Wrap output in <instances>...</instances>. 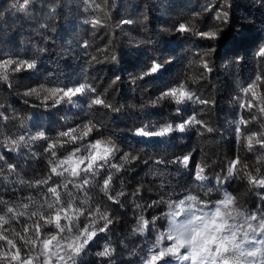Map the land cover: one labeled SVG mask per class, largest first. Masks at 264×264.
Instances as JSON below:
<instances>
[{
    "label": "trees",
    "instance_id": "trees-1",
    "mask_svg": "<svg viewBox=\"0 0 264 264\" xmlns=\"http://www.w3.org/2000/svg\"><path fill=\"white\" fill-rule=\"evenodd\" d=\"M22 2L0 0V55L36 60L35 69L16 73L8 81L0 82V111L6 116V119H0V156L4 157V165L0 167V215L9 219L3 226L4 234L16 242L17 248H22V256L37 255L39 245H28L12 233L30 228L34 220L39 222L31 213L47 212V203L54 200L46 192L48 185L35 186L36 181L50 175L47 144L59 132L89 119L100 126L102 134L113 136L122 150L139 153L140 159L114 176L112 194L121 190V185L125 192L119 203L107 200L98 191L96 181H102L100 176L93 179L91 187L85 186L87 191L77 189L73 183H68L67 188L59 187L62 204L68 200L66 193L75 198L77 206L87 197L89 203L83 206L86 213L88 209L100 207L113 221L110 230L98 233L95 242L77 257V264H109L110 261L138 264L157 233L150 225L144 235L132 236V225L140 212L149 220L166 213V204H153L161 197L175 201L192 193L208 201L207 208L210 209L213 207L211 202L227 191L237 197L245 213L264 212V188L250 185L243 173L220 184L216 182L217 176L226 175L228 162L237 155L248 165L243 171L255 175L259 167L260 174L264 175V165L256 162L259 151L247 150L235 134L233 123L241 116L250 118L255 114V110L248 113L240 108L235 100L240 88L264 70V64L256 56L258 48L264 45V0H229L225 22L214 19L215 11L203 12L197 28L216 30L215 39L175 31L179 22L202 12L207 0H107L106 4L104 0H96L110 17L97 27L85 23L96 15L90 7L92 0H31L23 11L20 10ZM213 5L219 9L222 0H213ZM100 16L103 19V12ZM126 20L132 23H122ZM201 53H208L204 58L212 69L203 76L204 70L193 63ZM152 60L170 63L158 75L135 79ZM192 75L200 79L196 84L188 80L190 88L210 103L204 106L189 102L180 115H197L213 131L196 127L165 137L136 135L135 130L144 125L159 128L165 123L179 122L177 106L173 102L163 101L152 106L149 100ZM114 80L116 83L113 84ZM84 82L94 85L113 107L93 106L90 109L84 99L78 104L62 103L55 107L49 100L45 106L42 104L44 94L40 99L24 94L31 88L73 86ZM246 127L256 131L260 119ZM40 130L49 137L47 142L36 141L16 151L2 143L6 137ZM97 137L94 132L87 141ZM74 148L75 145L66 146L67 150ZM57 151L63 159L66 150ZM122 153L117 154L114 162H119ZM187 154H190L187 168L174 162ZM202 162L209 165L205 172L209 179L205 182L195 177L196 165ZM7 165H12L15 170L9 172ZM104 171L101 169L102 173ZM73 179L69 178L70 181ZM56 181L63 182V177H54L51 186H58ZM207 186L216 191L205 197ZM137 188L139 193L133 195ZM137 203L142 206L139 210L135 208ZM25 204L29 207L24 208ZM8 207L14 208L15 212L7 213ZM90 218V214L81 216L79 223L85 225ZM156 224L162 232L168 221L157 219ZM55 231L49 225L42 229L37 239ZM23 235L33 234L23 232ZM61 235L67 237L74 232ZM105 243H110L115 251L111 257H96L94 253L102 250ZM132 250L135 255L130 256ZM15 251L5 241H0V252L9 254L7 259L0 260V264H17L11 260Z\"/></svg>",
    "mask_w": 264,
    "mask_h": 264
},
{
    "label": "snow or ice",
    "instance_id": "snow-or-ice-1",
    "mask_svg": "<svg viewBox=\"0 0 264 264\" xmlns=\"http://www.w3.org/2000/svg\"><path fill=\"white\" fill-rule=\"evenodd\" d=\"M106 2L107 0H104L105 4ZM30 3L31 0H23L20 5V10H25ZM228 6L229 0H222V6L216 9L213 5V0H207V4L202 9V12L196 13L191 19L185 22H179L175 27V31L181 34L190 33L202 38L215 39L217 36L216 30L210 29L208 31H202L197 28V23L203 12L212 11H215V20L220 22L227 21ZM90 7L94 9L96 15L90 20H85V23H91L94 27H97L104 22V19L110 18L104 6L101 3H96V0H92ZM100 12H103V19L100 16ZM122 23L130 24L132 21L126 20ZM207 55L208 53L197 54L196 59L193 61L194 64L204 70L201 72V76L205 72L212 71L209 63L204 58ZM256 56L260 59L261 64H264V45L258 48ZM167 63H170V61L159 62L152 60L135 79H144L158 75ZM35 68L36 60L34 58L20 59L0 55V82L8 81L16 73L33 70ZM188 80L189 78L182 83L163 90L155 99L149 100L152 106H158L163 101L173 102L177 106L175 110L178 114L179 122L165 123L159 128L144 125L135 130L136 135L150 138L165 137L174 132L184 133L196 127L208 132L213 131V128L209 127L203 119H199L197 115L187 117L180 115L185 110L184 106L189 104V102L204 106L210 103L209 100L199 97L194 93L189 86ZM112 83L114 84L116 81L114 80ZM41 92L45 93L42 98V104L45 106H47L49 100L52 101L51 106L55 107L62 103L78 104L80 99H84L90 109L93 106H102L109 109L113 107L102 92L98 91L94 85L86 82L63 87L45 88L41 86L40 88H31L24 94L26 96L39 95ZM235 103L240 108L246 109L248 113H253V110H255V114L250 118L241 116L239 119L233 121V123L235 124V134L240 138V142L247 147L249 152L259 151L260 154L257 156L256 161L257 165H264V70L257 74L247 86L240 88ZM116 110L119 111V109ZM258 118L260 119L259 129L252 131L246 127ZM0 119H6L3 111H0ZM93 124L94 122L84 124V130L79 136L75 134L74 127H70L68 130L62 131L59 137V145L54 140L47 144L46 150L50 154V175L36 181L35 186L48 185L46 192L54 200L47 203V212L37 211L31 213L32 216L38 217L39 222L34 220L30 228L23 229L21 233H12L19 239L26 241L28 245L34 246L38 244L37 255L32 256L28 254L22 256V248H17L16 242L4 234L3 226L9 223V219L4 215H0V241H5L11 248L16 249L11 254L12 261H16L18 264H37L38 261L39 264H54L53 258H55L57 262L69 264V262L74 261L85 252L91 243L95 242L98 233L110 230L109 226L113 221L106 210L100 207H94L88 209L86 213L83 210V206L88 205V199L83 200L77 206V202L71 200L70 193H66L68 200L62 204L63 197L59 191L60 186L67 188L68 183H73L79 190L87 191L88 189L85 186L91 187L93 179L96 176H100L103 181L104 196L109 201L119 203V200L115 199L116 194H112L113 189L111 186L114 176L121 169H124L126 165H131L139 158L127 154L129 155V159L124 161L122 166L119 162L126 154H120L118 157L119 162H114L117 160V155H112L115 151L114 147L109 146V144L98 138L92 140L94 143L89 144V147L94 149V151L90 152L86 158L78 157L74 150L66 149V146L69 145L66 143L69 137H71V145H75L74 149H76L80 146V143L84 142L85 137H90L94 132L97 133L98 137L101 136L102 133L99 127H93ZM8 139L11 145L10 149H14L16 147L15 138L9 137ZM31 139L47 142L49 137L45 132H38ZM256 146H259V148ZM58 149L66 150L63 159L59 157ZM189 161L190 154H187L178 157L174 162L188 167ZM109 163L113 165L111 174L108 171ZM97 164H100L101 169L105 170L103 173L101 171H95ZM3 165L4 157L0 156V167H3ZM65 166L67 167L65 168ZM208 167V164L203 162L196 165L195 177L197 180H204ZM247 167L248 165L242 163L240 157L237 155L228 162L226 175L217 176L216 182L220 184L226 179L243 173L250 185L264 188V175L260 174L259 167L256 168L255 175L252 172L243 171ZM7 168L9 172L15 170L12 165H7ZM61 169H64V171L70 170L71 177L74 179L67 184L56 181L58 186H51L50 181L54 177L63 176ZM99 183L100 181H96V184ZM138 193L139 189H137L136 194ZM186 201L192 202L190 211L193 214L192 218L187 220L183 215L187 210ZM233 205V197L227 194L220 202V206L216 207L215 212L212 213L206 212L207 205L200 204L193 196H187L184 200H180L178 204L170 202L168 204L169 208H174L175 210L169 213L171 220L168 229L156 235L155 241L149 247L142 264H172L173 260L187 262V264H254V260L250 258H254L260 249L264 248V212L260 214L244 213L242 220L236 219L235 223H232V218L226 215L223 209H228ZM23 207L28 208L29 205L25 204ZM6 211L9 214H13L15 209L8 207ZM86 214H90L91 218L85 225H81L79 218ZM20 215H23V213H20ZM62 220L66 221V223H62ZM100 221H103V223L101 224ZM49 225H52L56 231L51 234H45L42 239H37L41 235L42 229L47 228ZM150 225L149 219L142 218V223H138L137 228L134 230L143 233L149 230ZM23 232H30L33 235L25 236ZM65 232H74V235L67 237L61 235V233ZM112 252L113 249L111 247H105L99 255L111 257ZM8 256L9 254L7 252H0V260H5ZM262 260H264V257H262Z\"/></svg>",
    "mask_w": 264,
    "mask_h": 264
},
{
    "label": "clouds",
    "instance_id": "clouds-1",
    "mask_svg": "<svg viewBox=\"0 0 264 264\" xmlns=\"http://www.w3.org/2000/svg\"><path fill=\"white\" fill-rule=\"evenodd\" d=\"M188 78H189V80L191 81V83H193V84L198 83V82H199V79H200L199 76H194V75L189 76ZM42 94L45 95V93L41 92L39 95H35V94H34V95H32V96H35L37 99H40V98H42ZM44 95H43V96H44ZM89 104H90V101H89ZM88 108H89V107H88ZM113 111H117V110H116V109H113ZM90 122H93V121H92L91 119H89V120H87L86 122H84V123H82V124H80V125L74 127V129H75V134L79 136V135L82 133V131L84 130L83 125H84V124H87V123H90ZM93 127H99V129H100V126H99L98 124H96V123L93 124ZM38 132L42 133V132H44V131L40 130V131H36V132H34V133L15 135L14 138H15V140H16V147H15L14 149H11V150H12V151H16L18 148H20V147H22V146L27 147V146H30L32 143L38 141V140L31 139V137H35L36 134H37ZM61 134H62V131L58 133V136H57L56 138H54V141H55L58 145H59V143H60V139H59V137L61 136ZM21 137H23V139H21ZM97 138L103 140L104 142H106L107 144H109V146L114 147L115 151H114L113 154H112L113 156H116L117 154H119V153H121V152H123V153L126 154V155L122 158V160L119 162L122 166H123V164H124V161H126V160L129 159V155H127V154L134 155V156H136L137 158L140 159V154H139V153L134 154V153H132V152H130V151H124V150H122L121 145H120L119 143H117L116 139H115L113 136H111V135H108V134H102L101 136H99V137H97ZM66 143H68L69 145H71V143H72V141H71V137H69V138L67 139ZM90 143H94V141H87V138L85 137V138H84V142H83V143H80V146H79L78 148L74 149V151L76 152V154H77L78 157L86 158V157L90 154V152L94 151V149H91V148L89 147V144H90ZM4 144H5V146H8L9 148H11L10 141H9L8 137H6V138L4 139ZM208 166H209V165H208ZM66 167H67V166H65V168H66ZM108 167H109V169H111V170L113 169V165H112L111 163L108 164ZM184 167L187 168L186 166H184ZM95 171H96V172L101 171V166H100V164H97V165H96ZM61 172L63 173V176H62V177H63V183L67 184L68 182H71V181L69 180V178L71 177V172H70V170H69V171H64V169H61ZM10 174H11V173H10ZM81 174L83 175V173H81ZM110 174H111V172H110ZM96 177H97V176H96ZM5 179H7V177H5ZM208 179H209V177L206 175V176L204 177V180H203V181H200V182H205V181H207ZM196 180H197V179H196ZM198 181H199V180H198ZM96 186L98 187V191H99L100 193L105 194L104 189H103V181H101V182H100L99 184H97ZM111 187H112V186H111ZM122 189H123V185H121V190H117V191H115V194H116V195H115V199H116V200H119L120 197H122V196L125 194V192H124ZM137 189H139V188H137ZM137 189H136V192H137ZM214 191H216V189H214V188L211 187V186H207V187L205 188V190H204V196L207 197V196H209V194L213 193ZM136 192H134L133 195H135ZM226 194H227V195H231V196L233 197V199H234V205L231 206V207L228 208V209H223V211H225L226 215H229V216L232 218V223H235L236 219H240V220H242V219H243V214L245 213V211L242 210V208L239 206V204H238V200H237V197L234 196V195H232L231 193H229V192H227V191H224V192L221 194V198H220V199L215 200V201H212L211 203H212L213 207L210 208V209H209V208H206L205 211L208 212V213L215 212L216 207L220 206V202L225 198V195H226ZM187 196H193V197H195L196 200L200 202V204H205V205L208 204V201H206V200H202V199L200 198L199 195H195V194H192V193H188V194H187L186 196H184L182 199H178V200H175V201H173V200H164L163 197H161L160 200L153 201V203H155V204H161V203L166 204V205H167V209H168V211H167L166 213H162L159 217H153V218L150 220L151 226H152V228L156 231L157 234H158L159 232H161V231H160V228H159V227L157 226V224H156L157 219H160V220H167V221H168V224H167L166 227H167V229H168V226H169V223H170V220H171V216L169 215V213H171L172 211L175 210L174 208H169L168 204H169L170 202L173 203V204H178L180 200H184ZM74 199H75V198L71 196V200L74 201ZM86 199H88V198L85 197L83 200H86ZM191 203H192V202H190V201H186V209H187V210H186L185 213L183 214V215H184V218H185L186 220H187V219H191V218H192V215H193L192 212L190 211ZM141 207H142V206H141L139 203H137V204L135 205V208L138 209V210L141 209ZM197 207H199V205H197ZM107 214H108V213H107ZM142 218H146V217H145V215L143 214V212H140V213L136 216L135 223L132 225V231H131L130 235H132V236H135L136 234L144 235V234L146 233V231L143 232V233H141V232H137V231L134 230V229L137 228L138 223H142ZM105 247H111V248H112V246H111L110 243H105V244H103V246H102V250H103ZM112 249H113V252H114L115 249H114V248H112ZM102 250L95 252L94 255H95L96 257H104V256L99 255V253L102 252ZM113 252H112V253H113ZM66 255H67V253H66ZM129 255H130V256H131V255H135V251L132 250V251L129 253ZM262 257H264V248L260 249V251L257 253V255H256L254 258H250V259H253V260H254V264H264V260H262ZM143 259H144V256H141V257H140V260H139V262H138V264H142ZM174 261H175V260H174ZM37 264H39V261L37 262ZM71 264H77V258H76L74 261H72ZM109 264H114V262L110 261Z\"/></svg>",
    "mask_w": 264,
    "mask_h": 264
},
{
    "label": "rangeland",
    "instance_id": "rangeland-1",
    "mask_svg": "<svg viewBox=\"0 0 264 264\" xmlns=\"http://www.w3.org/2000/svg\"><path fill=\"white\" fill-rule=\"evenodd\" d=\"M179 219V218H178ZM167 231V227H166V230ZM54 260V259H53ZM172 264H187V262H178V261H172Z\"/></svg>",
    "mask_w": 264,
    "mask_h": 264
},
{
    "label": "built area",
    "instance_id": "built-area-1",
    "mask_svg": "<svg viewBox=\"0 0 264 264\" xmlns=\"http://www.w3.org/2000/svg\"><path fill=\"white\" fill-rule=\"evenodd\" d=\"M54 264H63V262H57V261H55ZM69 264H71V262H69Z\"/></svg>",
    "mask_w": 264,
    "mask_h": 264
}]
</instances>
